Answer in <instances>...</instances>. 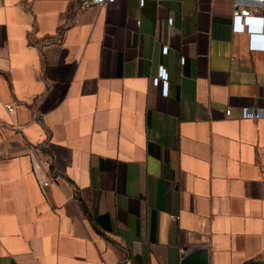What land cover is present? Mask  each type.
I'll list each match as a JSON object with an SVG mask.
<instances>
[{
    "label": "crops",
    "instance_id": "obj_1",
    "mask_svg": "<svg viewBox=\"0 0 264 264\" xmlns=\"http://www.w3.org/2000/svg\"><path fill=\"white\" fill-rule=\"evenodd\" d=\"M78 1L0 0V264H195L201 247L264 264V117H242L264 111V49L234 30L236 0Z\"/></svg>",
    "mask_w": 264,
    "mask_h": 264
},
{
    "label": "built area",
    "instance_id": "obj_2",
    "mask_svg": "<svg viewBox=\"0 0 264 264\" xmlns=\"http://www.w3.org/2000/svg\"><path fill=\"white\" fill-rule=\"evenodd\" d=\"M115 0H79L74 6V11H82L94 7H105ZM264 5V0H236L235 9L233 11V28L237 32H246L249 35L250 48L252 50L264 49V41H261L262 35H259L255 30H259L258 23H264V17L254 14V8L259 9ZM172 19L170 22L172 23ZM264 37V35H263ZM264 39V38H263ZM165 53L168 51V47L163 50ZM162 83L163 93H168L169 81L168 72L164 66H161L158 76L154 78L153 84L158 85ZM9 112H13L15 107L12 104H5ZM232 110H227V115L230 116ZM242 117L246 119H257L264 117V111L252 110L244 108L242 111ZM29 156L32 161L33 173L40 182L41 189L43 191L50 185L55 179L53 174H49L44 177V173L49 171L50 156L47 153H43L40 147L31 146Z\"/></svg>",
    "mask_w": 264,
    "mask_h": 264
},
{
    "label": "water",
    "instance_id": "obj_3",
    "mask_svg": "<svg viewBox=\"0 0 264 264\" xmlns=\"http://www.w3.org/2000/svg\"><path fill=\"white\" fill-rule=\"evenodd\" d=\"M194 251L198 252V253H202V257L200 258L201 261H199V263H195V264H207V248L206 247H201V248H197ZM190 252L186 253L185 259L183 260V264H192V256H188Z\"/></svg>",
    "mask_w": 264,
    "mask_h": 264
}]
</instances>
